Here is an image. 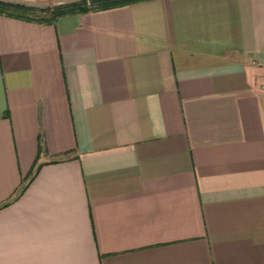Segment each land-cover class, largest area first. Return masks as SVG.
Instances as JSON below:
<instances>
[{
	"label": "crops",
	"instance_id": "0c3cea01",
	"mask_svg": "<svg viewBox=\"0 0 264 264\" xmlns=\"http://www.w3.org/2000/svg\"><path fill=\"white\" fill-rule=\"evenodd\" d=\"M5 203L0 264H264V0L0 14Z\"/></svg>",
	"mask_w": 264,
	"mask_h": 264
},
{
	"label": "trees",
	"instance_id": "16d2710c",
	"mask_svg": "<svg viewBox=\"0 0 264 264\" xmlns=\"http://www.w3.org/2000/svg\"><path fill=\"white\" fill-rule=\"evenodd\" d=\"M141 1L145 0H76L46 8H37L19 3L0 1V14L26 21L52 23L65 15L109 10ZM24 188L25 186L22 184L15 197L22 194ZM6 205L7 203L2 204L0 207Z\"/></svg>",
	"mask_w": 264,
	"mask_h": 264
}]
</instances>
